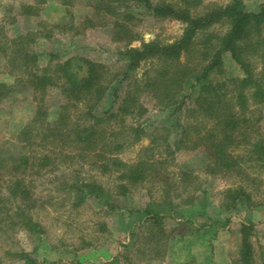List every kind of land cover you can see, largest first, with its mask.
Wrapping results in <instances>:
<instances>
[{
	"label": "trees",
	"instance_id": "1",
	"mask_svg": "<svg viewBox=\"0 0 264 264\" xmlns=\"http://www.w3.org/2000/svg\"><path fill=\"white\" fill-rule=\"evenodd\" d=\"M46 1L23 3L19 14L38 13V5ZM95 8L100 21L86 19L88 26L110 27L113 42H126L120 51L125 64L117 70L102 62L85 60L87 73L80 77L70 70L69 60H50L40 66L37 54L25 47L29 38L21 35L14 40L19 57H9L8 61L19 62L23 68L13 76V83L0 79V103L22 89L31 92L36 100L35 116L20 132L26 147L31 149L38 140L39 144L57 140L59 151L70 146L78 150L79 156L92 154L96 157L93 165L97 164L103 173H118L116 194L126 196L131 186L152 180L163 182L169 200L181 195L176 182L187 188L190 181L181 178L172 182L173 177L161 169L168 155L202 149L205 172L236 173L243 181L224 192V205L228 209L236 208L241 201L252 205V190L245 184L251 177L246 170L264 164V136L253 126L259 118L251 109L253 104L264 106V4L252 10L243 0H229L225 4L204 0H97ZM143 13L157 20L179 21L184 24L183 33L172 43L141 40L136 24ZM137 40H141L139 45H131ZM6 47L8 41L0 40L1 53L6 52ZM227 53L238 65L240 75H223ZM50 88H57L63 96L54 119L49 118L47 103ZM145 95L151 96L162 109L170 110L174 139L168 138L169 133L158 143L152 137L145 155L128 163L118 154L142 138L151 137L141 123L128 122L129 117L137 118L146 111L142 102ZM103 100L109 104L99 110ZM38 127L41 131H36ZM58 156L51 149L40 154H22L10 158L11 161L0 156V173L10 176L4 179L6 197L0 198V231L1 222L8 218L11 224L37 238L45 233L44 226L29 212L34 199L31 182L23 175L34 168L35 173H40L54 164ZM71 189L83 195L81 200L94 197L113 205L112 194L95 181L73 183ZM6 201H12L10 207ZM165 202L149 203L143 210L141 223L152 225L146 238L150 249L158 250L167 244L160 221L174 216L177 204L169 201L166 208ZM255 226L253 221L240 222V256L236 264H264L263 255L260 263L256 261L252 239ZM157 231L165 237L164 242L160 243L159 238L153 240ZM16 256L25 264L38 263L30 253L20 252Z\"/></svg>",
	"mask_w": 264,
	"mask_h": 264
},
{
	"label": "rangeland",
	"instance_id": "2",
	"mask_svg": "<svg viewBox=\"0 0 264 264\" xmlns=\"http://www.w3.org/2000/svg\"><path fill=\"white\" fill-rule=\"evenodd\" d=\"M29 1L33 0H0V40L8 41L7 54L0 52V79L13 83V76L23 68L19 62L12 64L13 60L8 61L9 57H19L14 40L21 35L29 38L25 47L37 54L40 66L50 60L52 63L69 60L70 70L81 77L87 73L85 60L102 62L112 70L125 64L120 51L126 42H113L110 27L101 24L92 27L86 23V19L100 21L95 8L97 0H47L38 5V13L19 14L20 6ZM204 1L225 4L229 0ZM243 1L252 10L264 4V0ZM136 25L141 40L156 39L162 43L174 42L184 29V24L179 21L157 20L148 13L141 14ZM85 26L88 28L84 29ZM141 40L131 45L137 46ZM224 68L223 75L227 77L241 74L228 53L224 55ZM144 69L139 70L138 75ZM47 97L49 118L54 119L57 115L54 111L63 96L57 88H50ZM103 101L99 110L109 104ZM142 102L146 111L137 118L129 117L128 122L141 123L151 132V137L142 138L118 154L128 163L145 155L152 137L157 143L168 133V138L174 139L170 110L159 107L149 95L143 96ZM36 105L31 92L23 89L0 103V156L11 161L12 157L40 154L50 149L59 155L54 164L40 173H35L37 169L34 168L33 172L27 171L23 175L27 182H31L34 199V204L31 202L32 206L28 207L29 212L44 226L45 233L37 238L26 229L11 224L8 218L1 222L0 264H25L16 256L20 252L30 253L37 259V264H236L240 256L241 221L256 223L252 239L256 261L261 262L264 256V164L249 166L246 170L251 178L245 184L249 185L254 199L250 206L246 201L239 202L233 209L224 205L227 202L224 192L243 181L236 173L214 175L205 172L202 149L176 151L168 155L169 159L162 165L161 169L173 177L172 182L181 178L190 181L187 188L176 182L180 197L169 200L163 182L152 180L131 186L126 196L119 195L115 193L118 173H103L97 164L93 165L96 157L92 154L79 156L78 150L70 146L59 151L57 140L43 143L46 147L39 144L40 140L31 149L26 147L20 139V132L34 118ZM251 109L255 118H259L253 126L264 136V106L253 104ZM41 129L38 127L36 131ZM8 177L9 173H0V198L6 197L4 179ZM81 181L101 184L112 194L113 205L108 206L94 197L81 200L83 195L71 189L73 183ZM164 201H167L164 203L166 208H169V201L177 204L174 216L160 221L167 244L158 250L150 249L151 244H146V238L150 236L152 225L141 223L143 210L149 203ZM6 203L10 207L12 201ZM163 234L157 231L153 240L159 238L160 243L164 242Z\"/></svg>",
	"mask_w": 264,
	"mask_h": 264
}]
</instances>
